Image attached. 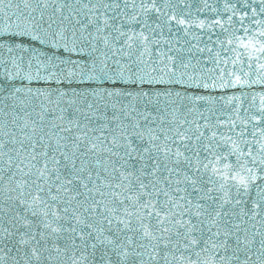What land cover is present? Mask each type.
Wrapping results in <instances>:
<instances>
[{
  "label": "snow or ice",
  "instance_id": "snow-or-ice-1",
  "mask_svg": "<svg viewBox=\"0 0 264 264\" xmlns=\"http://www.w3.org/2000/svg\"><path fill=\"white\" fill-rule=\"evenodd\" d=\"M0 264H264V0H0Z\"/></svg>",
  "mask_w": 264,
  "mask_h": 264
}]
</instances>
